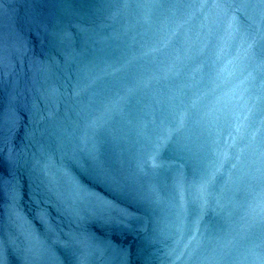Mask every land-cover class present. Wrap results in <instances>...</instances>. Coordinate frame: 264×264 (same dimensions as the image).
Returning a JSON list of instances; mask_svg holds the SVG:
<instances>
[{"label": "water", "instance_id": "obj_1", "mask_svg": "<svg viewBox=\"0 0 264 264\" xmlns=\"http://www.w3.org/2000/svg\"><path fill=\"white\" fill-rule=\"evenodd\" d=\"M131 264H264V0H74Z\"/></svg>", "mask_w": 264, "mask_h": 264}]
</instances>
